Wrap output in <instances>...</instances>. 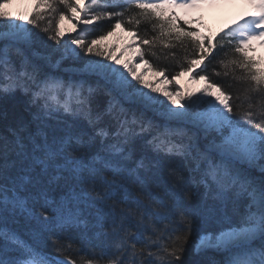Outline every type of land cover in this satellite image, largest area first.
<instances>
[{"label": "snow or ice", "instance_id": "6c2138e0", "mask_svg": "<svg viewBox=\"0 0 264 264\" xmlns=\"http://www.w3.org/2000/svg\"><path fill=\"white\" fill-rule=\"evenodd\" d=\"M219 2L37 0L26 22L0 4V100L20 91L35 109L0 132V264H188L190 244L196 256L221 253L220 264H264V67L249 55L264 46V0H244L253 11L215 36L173 12ZM41 7L55 25L41 29ZM66 19L80 26L68 39ZM104 20L108 31L88 42ZM116 29L138 50L167 49L176 76L205 83L200 95L163 90L162 100L128 63L92 59ZM71 230L78 240L62 235Z\"/></svg>", "mask_w": 264, "mask_h": 264}, {"label": "rangeland", "instance_id": "374dc122", "mask_svg": "<svg viewBox=\"0 0 264 264\" xmlns=\"http://www.w3.org/2000/svg\"><path fill=\"white\" fill-rule=\"evenodd\" d=\"M32 1L34 0H9L8 3H5L3 5V10L9 13L10 16L13 18L17 16L24 17V21L26 22L27 19H29L35 11L34 9L35 6ZM192 17L195 18L196 16L193 15ZM201 21L202 24L195 22L191 26L193 28L199 29V32L202 35H206L207 31L210 28L213 29L214 27L210 22H207L204 19H201ZM17 22H22V21H17ZM75 23L76 22L74 20L70 21L66 19L59 24V27L64 32V37H63L64 39H68L70 36L74 37L77 35L80 26H77V28L73 30V24ZM92 31L93 29L89 28L88 32L84 34L85 39L88 42L91 41L89 39L90 38L89 35L92 33ZM135 44H137L136 40H134L130 36V34L126 33L122 29H116L113 35L107 36V38L104 40H97V45L95 46L94 52L90 54V57L92 59L104 60L106 63L113 64L115 67H120V68H123V65L125 63H128L129 67H131L136 72V75L139 77V80L143 81L145 84L152 85V88L160 90L153 92L152 88H144V91L150 92L152 95L157 96L162 100H166V98L163 95V90L175 91L178 89V86L181 85L184 88L187 87L190 90H193L192 94L194 98L195 96L200 95L201 89L205 87V83L203 81H199L198 79H193L190 77L189 74H187L180 76L178 79H175L171 81V83H169V81H166V78L162 74L153 72L142 61L139 55L140 51L138 50L137 47L133 46ZM261 48L259 49V47H256L255 49L256 51L252 52V56H254L258 61H261V66L264 67V51ZM97 52H103L104 55L99 56L96 54ZM109 56L114 57L115 59L119 60L121 63L118 65L115 64L114 60L108 59ZM51 71L58 72L59 74H63L67 71H70V69L66 65L65 67L60 69H51ZM125 72L128 75V78L132 80L133 84H136L138 87H143V85H141L139 81L133 79L132 76L127 73V70H125ZM210 252L216 256L219 255L218 260L223 259V255L221 253H217L215 251H209L208 253Z\"/></svg>", "mask_w": 264, "mask_h": 264}, {"label": "trees", "instance_id": "16d2710c", "mask_svg": "<svg viewBox=\"0 0 264 264\" xmlns=\"http://www.w3.org/2000/svg\"><path fill=\"white\" fill-rule=\"evenodd\" d=\"M3 3H4V0H0V4H3ZM59 7L62 8L63 6L60 5ZM35 11H36V8H35ZM39 11L41 12V14H44V19L38 21L41 26V29H43L45 27H48V21L53 20L54 14H52L50 10L43 8V7H41ZM98 23L102 25V27L95 28V29L92 28L93 31L89 35L90 40L96 39L98 36L103 35L104 33L108 31L109 21L104 20ZM180 23H181V26L191 29L193 31L198 30V29L191 27L190 25H183L182 20L180 21ZM53 25H55V20H53ZM28 27H32V26L28 25ZM125 27H132V26L125 25ZM146 28L149 29L150 35H155V33H151L150 25H148L147 23H142L139 26V32L143 33V31ZM37 32L41 38L46 37V34L43 33L42 31L37 30ZM125 32L129 34L128 31H125ZM216 34H222V32L209 31V33L205 36H215ZM172 42L176 43L175 41H172ZM136 43L139 44V41H136ZM52 45H54V42L47 41L46 44H43L41 46V51H44V52L51 51L50 46ZM139 51H143L142 61L144 62V60H147L148 63H145V64L153 72L161 74V70H163L162 75L168 81H172L174 78L179 77V76H176V72L180 71L179 64L176 61L172 60L170 57L165 58L162 55V51L166 52L168 50L162 49L161 45H157V47L151 50H147L146 45L141 46ZM174 51H176V49H174ZM152 52H156L157 55L153 56L151 54ZM182 55L183 53L181 52V56ZM218 70L222 71V69H218ZM197 71H199V69H197ZM213 79H219V78H213ZM228 79L230 80V78ZM234 87H239V85L234 84ZM106 100H107V97L103 95L98 97L99 107L103 108L106 104ZM27 102H28V96L24 95V93L20 91L7 97L4 100H0V132H5L8 127L14 126L17 123V121L20 119H25V120L31 119V112L35 111V109L34 108L30 109ZM155 179L158 183H161L162 185L165 182V177L163 173H160L158 176L155 177ZM200 191L202 193L203 189H201ZM13 226L17 228L21 232V234H23L25 232V229L27 228V222L23 218H19ZM62 235L69 236L73 240H78L80 238V233L76 230H71L69 232L62 233ZM88 235H92V233H89ZM93 243H96V241L93 240ZM84 251L86 252L87 248H85ZM218 259L219 258L216 255L212 253H208V252L200 256L194 255L191 244L188 246V251L185 254V260L188 262V264H199L200 261H214L215 264H220L221 260H218Z\"/></svg>", "mask_w": 264, "mask_h": 264}, {"label": "bare ground", "instance_id": "6f19581e", "mask_svg": "<svg viewBox=\"0 0 264 264\" xmlns=\"http://www.w3.org/2000/svg\"><path fill=\"white\" fill-rule=\"evenodd\" d=\"M226 5L227 6L224 8V10L222 12L224 13V15H228L230 17V19L234 22L237 21L241 15H244V14L247 15L253 11V9L249 5H247L244 2V0H234V1L230 0V1L226 2ZM263 50H264V46H263ZM184 83H186V82H184ZM184 85H186V84H184ZM194 88H195V86H194ZM178 89L185 96H187L189 93H192V91H193L187 87L184 88L182 85L178 86Z\"/></svg>", "mask_w": 264, "mask_h": 264}]
</instances>
